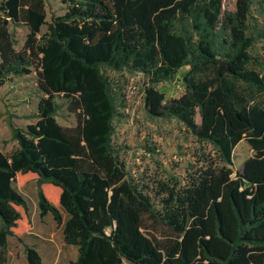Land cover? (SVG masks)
Returning a JSON list of instances; mask_svg holds the SVG:
<instances>
[{
  "label": "trees",
  "instance_id": "16d2710c",
  "mask_svg": "<svg viewBox=\"0 0 264 264\" xmlns=\"http://www.w3.org/2000/svg\"><path fill=\"white\" fill-rule=\"evenodd\" d=\"M47 1H0V88L33 75L39 96L34 123L9 125L18 148H0V264L9 238L41 264L23 242L32 224L16 188L30 183L40 218L76 248L68 264H264V63L250 53L264 42V0L226 13L222 0H55L64 11L49 21ZM184 68L183 93L165 100L157 86ZM106 71L140 74L146 114L213 156L183 180L138 184L113 144L125 103ZM56 97L73 127L57 123ZM243 140L253 156L234 173Z\"/></svg>",
  "mask_w": 264,
  "mask_h": 264
},
{
  "label": "rangeland",
  "instance_id": "374dc122",
  "mask_svg": "<svg viewBox=\"0 0 264 264\" xmlns=\"http://www.w3.org/2000/svg\"><path fill=\"white\" fill-rule=\"evenodd\" d=\"M1 1V0H0ZM236 0H222V12H234ZM64 11L59 1H47V20L50 15H61ZM45 28H42V32ZM15 49L24 41V29H11ZM250 53L264 63V42H257ZM187 68L181 69L171 82H164L157 88L164 94L165 100L178 98L183 93L180 75ZM255 70L264 75V67ZM106 76L116 85V90L124 96L125 108L121 117L113 121V144L119 149L120 159L124 161L126 171L138 184L152 187L157 181L183 180L198 169L207 155L213 156L210 146L199 144L177 121L149 117L143 106L146 80L140 74L125 71L115 73L106 71ZM39 96L35 88L34 76L13 78L0 88V148L9 156L18 148L13 140L10 124L17 129H24L35 122L34 114ZM56 121L63 127H73L75 120L67 112V102L56 97ZM253 156L246 141H241L234 149L232 171H241L243 163ZM233 173V175H234ZM27 203L32 221V230L25 235L23 242L34 249L41 264H68L75 250L64 245L60 226L51 218H40L37 187L30 183L17 189ZM63 217L66 216L63 214ZM8 264H28L24 248L13 239H8Z\"/></svg>",
  "mask_w": 264,
  "mask_h": 264
},
{
  "label": "crops",
  "instance_id": "0c3cea01",
  "mask_svg": "<svg viewBox=\"0 0 264 264\" xmlns=\"http://www.w3.org/2000/svg\"><path fill=\"white\" fill-rule=\"evenodd\" d=\"M63 217V216H62ZM44 218H51L52 219V216L50 214H47ZM31 219V218H30ZM53 220V219H52ZM65 220V217H63V221ZM54 222V221H53ZM31 224H32V221H31ZM33 227H31V229L28 231L27 234H29L31 232ZM60 228H61V232H62V225H60ZM11 239V238H10ZM69 248H73L75 250V253H74V258L70 261V262H73L76 260V257H77V251H76V248L74 247H71V246H67Z\"/></svg>",
  "mask_w": 264,
  "mask_h": 264
}]
</instances>
